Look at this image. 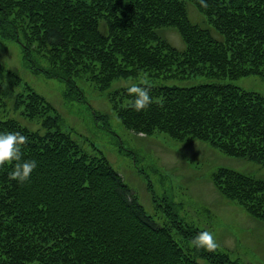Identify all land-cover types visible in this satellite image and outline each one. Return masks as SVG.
I'll use <instances>...</instances> for the list:
<instances>
[{"label": "trees", "instance_id": "obj_1", "mask_svg": "<svg viewBox=\"0 0 264 264\" xmlns=\"http://www.w3.org/2000/svg\"><path fill=\"white\" fill-rule=\"evenodd\" d=\"M205 2L207 8L200 0H0V36L21 43L35 73L63 80L66 98L84 94L80 81L100 91L120 78L162 81L150 83L153 103L142 112L129 107V86L110 93L125 128L199 140L264 165V94L224 82L264 78V0ZM168 28L183 48L164 36ZM36 55L46 67L36 65ZM198 75L211 81L169 84ZM25 88L14 110L41 130L2 115L0 134L26 136L22 158L37 168L23 185L9 178L14 164L0 168V264H240L220 246L215 253L191 246L209 229L185 222L170 204L158 223L109 158L86 151L54 105ZM210 178L222 196L264 221V177L220 166Z\"/></svg>", "mask_w": 264, "mask_h": 264}, {"label": "rangeland", "instance_id": "obj_2", "mask_svg": "<svg viewBox=\"0 0 264 264\" xmlns=\"http://www.w3.org/2000/svg\"><path fill=\"white\" fill-rule=\"evenodd\" d=\"M188 10L193 21L202 22V15L193 5L188 4ZM163 34L175 46L184 47L183 40L173 28L165 29ZM35 58L37 66L46 67L41 58L37 55ZM0 60L3 65L0 98L4 100L0 116L16 117L30 128L41 130L40 124L26 120L13 107L15 96L25 93V85L29 84L54 105L64 118L66 128L73 131L74 138L86 151L102 153L109 158L158 223L166 222L161 207L170 204L185 222L208 228L233 261L264 264V221L253 218L240 205L222 196L210 178L220 166L264 177V165L227 156L199 140L179 142L164 133L146 136L125 128L112 109L109 95L115 89L139 83L140 79H117L106 91L80 81L84 94L80 98L77 94L66 98L65 82L35 73L19 41L0 36ZM209 81L211 79L207 76L198 75L169 84L191 86ZM149 82L162 84L159 80ZM224 82L264 94V78L260 76L251 75ZM159 203L162 206H157ZM179 241L181 245L185 244ZM198 262L211 264L205 258H198Z\"/></svg>", "mask_w": 264, "mask_h": 264}, {"label": "clouds", "instance_id": "obj_3", "mask_svg": "<svg viewBox=\"0 0 264 264\" xmlns=\"http://www.w3.org/2000/svg\"><path fill=\"white\" fill-rule=\"evenodd\" d=\"M200 4L204 8L208 7L205 0H200ZM127 92L134 97L129 107L136 112L148 110L153 103L150 95L151 85L147 77L141 78L137 84H131L127 88ZM27 141L28 138L19 132L0 134V168L14 164L13 170L9 173V178L21 185L30 180L32 172L37 168L35 160H23L22 158V147L26 145ZM190 244L193 247L202 248L210 253H215L219 248L213 234L209 231L199 232Z\"/></svg>", "mask_w": 264, "mask_h": 264}]
</instances>
